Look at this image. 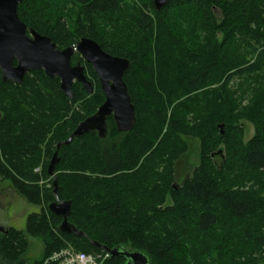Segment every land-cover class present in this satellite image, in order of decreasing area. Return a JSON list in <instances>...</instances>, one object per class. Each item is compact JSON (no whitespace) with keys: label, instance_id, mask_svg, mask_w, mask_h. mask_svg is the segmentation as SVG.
I'll list each match as a JSON object with an SVG mask.
<instances>
[{"label":"trees","instance_id":"1","mask_svg":"<svg viewBox=\"0 0 264 264\" xmlns=\"http://www.w3.org/2000/svg\"><path fill=\"white\" fill-rule=\"evenodd\" d=\"M18 15L59 50L87 38L129 60L136 126L119 133L110 117L106 139L93 132L64 145L105 102L93 67L72 58L94 88L75 83L73 99L43 70L19 85L0 69V177L40 209L25 231L0 222V264H42L68 245L105 253L92 242L139 251L150 264H261L264 0H178L160 11L154 0H24ZM244 122L255 130L247 143ZM189 141L199 142V162L180 180ZM56 153L57 196L47 187ZM64 201L84 237L59 230L48 206ZM30 238L44 245L34 261Z\"/></svg>","mask_w":264,"mask_h":264},{"label":"water","instance_id":"2","mask_svg":"<svg viewBox=\"0 0 264 264\" xmlns=\"http://www.w3.org/2000/svg\"><path fill=\"white\" fill-rule=\"evenodd\" d=\"M23 1L0 0V69L3 82L10 81L22 85L27 74L43 70L49 78L60 79V88L67 98H74L75 83L83 85L87 93L92 95L94 88L87 78L84 65H72V58L78 53L97 74L105 95V102L94 116L89 117L77 127L64 145H70L74 137L81 138L93 132L98 133L101 139H106L110 117H113L119 133L132 132L136 126V109L124 80L131 66L130 61L107 54L98 43L91 39L84 38L74 46L59 50L49 37L40 35L34 30L28 33L27 26L18 15V8ZM171 1L178 0H154V5L160 11ZM59 162L56 153L48 169L49 176L54 179L53 188L56 196L59 184L55 169ZM48 210L63 219L59 226L62 233L77 237L85 236L69 221L72 214V202H55L48 206ZM0 230L3 229L0 228ZM92 245L109 254L111 259L126 258V264H150L149 258L139 251H129L121 247L109 249L97 242H92Z\"/></svg>","mask_w":264,"mask_h":264},{"label":"rangeland","instance_id":"3","mask_svg":"<svg viewBox=\"0 0 264 264\" xmlns=\"http://www.w3.org/2000/svg\"><path fill=\"white\" fill-rule=\"evenodd\" d=\"M243 127L245 131V143H247L254 137L255 130L253 125L248 122H244ZM189 143L190 151L188 155L183 157L179 163L178 173L181 177L180 180H182V178L184 179L189 170L196 166L199 162V142L189 141ZM49 181L45 182V184H48ZM47 187L53 188V185H49ZM168 204H170V201H168ZM39 211V208L28 204L8 181L2 180L0 177V222L2 226L5 225L6 227L25 231L28 216ZM29 241L30 246L26 254V258L34 261L42 256L44 245L40 239L30 238Z\"/></svg>","mask_w":264,"mask_h":264},{"label":"built area","instance_id":"4","mask_svg":"<svg viewBox=\"0 0 264 264\" xmlns=\"http://www.w3.org/2000/svg\"><path fill=\"white\" fill-rule=\"evenodd\" d=\"M111 256L107 253L93 255L78 252L71 245L54 252L44 259L42 264H110Z\"/></svg>","mask_w":264,"mask_h":264},{"label":"flooded vegetation","instance_id":"5","mask_svg":"<svg viewBox=\"0 0 264 264\" xmlns=\"http://www.w3.org/2000/svg\"><path fill=\"white\" fill-rule=\"evenodd\" d=\"M15 64L17 65V62H15ZM113 118V117H112ZM261 264H264V260L262 261V263Z\"/></svg>","mask_w":264,"mask_h":264}]
</instances>
